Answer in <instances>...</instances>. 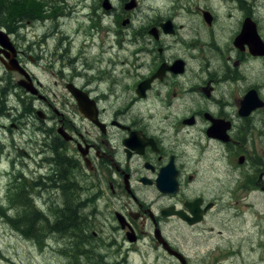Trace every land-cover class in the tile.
Listing matches in <instances>:
<instances>
[{"label": "flooded vegetation", "instance_id": "af4514ba", "mask_svg": "<svg viewBox=\"0 0 264 264\" xmlns=\"http://www.w3.org/2000/svg\"><path fill=\"white\" fill-rule=\"evenodd\" d=\"M79 1L83 3V8L88 0ZM88 3L92 13L97 14L98 9L102 13L94 23L91 13H82L72 3V16L68 18H74L79 26L78 30L76 25L72 27L74 36L85 34L84 18L94 23L92 30L105 25L108 33L111 29L106 27L109 24L106 19L111 18L114 24H119V27H115L113 43L116 53L110 57L112 64L105 71L104 81L97 79L94 86L88 85V81L83 84L75 81L78 75L71 74L70 57L68 79L64 80V65L59 69L61 74L56 73L60 81H54V84L59 83L71 96V119L64 112L54 109L56 115L60 116L55 120L43 109L29 106L33 109V112L26 111L33 115L29 121L31 130L43 132V147L38 144L39 148L36 149L40 160L36 162L39 175L61 189L60 183H55L59 179V164L55 159L60 156L59 148L71 143V157L64 154V160L71 163L73 173L79 172L88 182L85 188L88 197L81 202L86 201L84 208L89 206L91 211L82 217V222L93 221L91 217L95 218L96 214H102L104 220L109 222V229L118 241V245L115 244L116 263L133 264L131 255H139L140 246H145L147 240L148 249L158 250L173 259V264L182 262L171 252L172 249L185 258L186 264H191L188 256L171 238H175L177 225L193 231V236H198V230H214L218 224L220 195H223L220 192L219 164L222 160L226 173L224 185L231 191L235 188L236 145L240 141L239 130L243 128L240 127L241 123L247 122L261 109L241 115V101L245 93L254 87L236 92V80L240 75L237 77L235 67L243 63L242 55L252 54L246 42L242 47L235 46L233 42L245 18L251 17L244 15L238 31L232 36L231 42L238 49V57L229 67L227 62L223 64L217 58L220 45L215 41L216 19L215 13L209 9L193 11L200 14L206 25L204 29L197 23L176 21L181 12L175 11V16L133 22L132 16L140 8L141 0L133 1L130 8H127L126 1L89 0ZM175 4L174 10L181 8L180 4ZM149 9H153L152 6L146 8ZM149 12H146L147 16L151 15ZM153 14L160 15L161 9ZM0 29L10 38L6 30ZM94 34H90L89 42L86 43L85 39L79 44V50L91 46ZM52 35V30L43 31L39 43L47 41ZM74 36L71 34V43ZM101 40L105 42L104 38ZM11 42L15 48V58L27 77L18 71L5 69L3 61L9 51L1 46L0 66L5 71L20 74L15 84L24 90L26 96L47 101L48 98L41 93V81L30 72L28 61L22 57L26 49L23 51ZM57 50H52L50 54H56ZM25 57L30 62L41 59L39 55L34 57L28 53H25ZM83 57L78 54L75 59ZM229 59L228 55L226 60ZM118 63L122 65L119 68ZM219 64L224 68L220 69ZM47 70L55 74L53 69ZM24 85L35 89V92L28 91ZM46 105L53 108L49 99ZM14 115L17 127L22 124L28 126L27 121H23V113ZM34 118L38 120L37 123L33 122ZM49 120H52L51 125L48 124ZM60 131L71 138H65ZM47 138L51 140L47 141ZM48 150L52 152L51 155L44 153ZM25 155L32 158L28 153ZM244 158L245 155L241 153L238 162L244 164ZM45 162L54 164L56 169L41 171ZM252 185L254 189L263 191L264 171L260 172ZM37 188L42 187L37 185ZM29 191L28 188V196ZM20 193L21 199L24 198V203H27L23 190ZM101 206L104 211L99 210ZM72 209L71 206V215ZM99 226L105 224L100 223ZM164 245L169 246L170 250ZM159 256L157 254V258ZM139 264L151 263L145 261Z\"/></svg>", "mask_w": 264, "mask_h": 264}, {"label": "rangeland", "instance_id": "374dc122", "mask_svg": "<svg viewBox=\"0 0 264 264\" xmlns=\"http://www.w3.org/2000/svg\"><path fill=\"white\" fill-rule=\"evenodd\" d=\"M7 1V7H3L0 11V27L10 34L16 47H21L23 51L26 49L25 53L34 57L37 55L41 57L30 62L26 59L25 53L22 55L28 61L27 67L30 72L41 81V93L49 99L53 108L47 107L48 99L45 101L26 96L24 90L15 84L21 77L20 74L5 71L0 66V264H120L116 263L117 237L111 233L109 222L104 220V216L96 214L95 218L91 217L93 221L86 224L82 222V217L90 214L91 211L89 206L84 208L86 201L81 202L88 197L85 189L88 182L79 172L73 173L71 163L64 160V154L71 157V143L59 148L60 156L55 159L59 164V179L55 183L58 185L60 183L61 189L39 175L40 170L36 162L40 160L36 149L39 148L38 144L43 145V132L31 130L29 121L32 120L33 115L26 112L27 110L33 112V109L29 108L33 105L34 109H43L55 120L60 116L56 115L54 109L64 112L66 117L71 119V96L59 83L54 84V81H60L56 73H60L59 69L64 65L66 75L63 77L64 80L68 79L67 67L70 57L71 74L78 75L75 78L77 83L83 84L88 81V85L94 86L97 79L104 81L105 71L109 70L112 64L109 62L110 57L116 53L113 43L115 27H119V24H114L111 18H107L109 24L106 27L111 29L108 33L105 31V25H101V29L95 27L97 30H92L91 27H94L92 25L98 21L102 11L98 9L97 14L92 13L88 7L89 0L83 8V3L79 0ZM111 1L112 3L135 2V0ZM227 1L228 4L223 0L222 2L141 0L139 11L136 10L132 21L175 16L173 15L175 11L181 12L175 18L176 21L197 23L206 29L200 14H194L193 11L200 12L199 8L209 9L213 14L215 13L216 19L215 41L220 45L217 48V58L223 64L227 62V66L230 67L238 57V49L231 42L232 36L238 31V25L244 19V15H249L257 24L258 31L264 39V0H241V3L239 0ZM2 3L3 0H0V5ZM72 3L73 7L81 9L82 13H91L94 18V23H90L86 18L83 19L85 34L80 36L73 34L72 27L76 25V30L79 28L75 19L68 18L72 16ZM175 3L180 4L181 8L174 10ZM148 6L153 8L149 9L152 10L151 13L146 10ZM159 9L161 16H154L153 13ZM146 12L151 15L147 16ZM46 27H51L47 29L52 30L53 35L41 44L39 43L41 34L47 30ZM92 32L95 33L94 42L87 49L84 50L83 47L79 50V44L83 43V40L86 39V43L90 41ZM71 34L74 36L72 43ZM102 38L105 42H102ZM212 39L211 37L210 40ZM111 47H113L112 51ZM56 49H58L56 54H50ZM99 50L101 53L98 52ZM78 54L84 57L76 60L75 56ZM228 55L230 59L226 60ZM241 57L243 63L235 67L237 77L240 75L241 78L240 81L239 78L236 80V92L251 86L258 90L259 96L264 101V56L258 58L246 53ZM219 65L220 69L224 68V65ZM119 66L122 65L118 63V68ZM125 67L124 63L123 68ZM48 68L53 69L55 74L49 72ZM21 113H23V121H27L28 126L25 124L16 126L18 123L14 114ZM33 122L37 123L38 120L34 118ZM48 124L51 125L52 120H49ZM240 127L243 128L239 130L240 141L236 145L235 188L231 191L224 185L226 173L222 160L219 164L220 192L223 195H220L218 224L211 232L198 230V236H193V231L177 225L175 238H171L173 243L188 256L191 264H264V192L259 188L254 189L252 185L260 172L264 171V107H261L247 122H242ZM50 140L51 138H47V141ZM27 153L32 155V158H28L25 155ZM44 153L52 154L50 150ZM241 153L245 155L244 164L238 162ZM44 164L45 167L41 171L45 172L44 169L47 168L56 169L52 163ZM79 184L83 186L79 187ZM37 185H41L42 188H37ZM21 190L25 194L27 203H24V198L17 199ZM71 206L74 209H72L74 216L71 215ZM99 210L104 211L103 206ZM105 215L109 216L108 213ZM21 216L33 217L37 220L36 233L26 232L25 225L12 224V219ZM61 218L76 223L67 225L65 232L59 231L54 225ZM100 223L105 226H99ZM147 243L145 240V246H140L139 255L137 253L131 255L133 264L145 261L151 264L171 262L173 264V259L167 258L158 250L148 249ZM157 254H160L158 258Z\"/></svg>", "mask_w": 264, "mask_h": 264}, {"label": "water", "instance_id": "95a60500", "mask_svg": "<svg viewBox=\"0 0 264 264\" xmlns=\"http://www.w3.org/2000/svg\"><path fill=\"white\" fill-rule=\"evenodd\" d=\"M127 8L132 7L133 3L127 4ZM205 18L208 20V16L205 15ZM244 42H246L249 46L250 52L252 55L255 56H262L264 55V42L261 39L258 31H257V25L251 18H245L242 24V29L239 32V34L234 39V45L237 47H242ZM0 46L4 47L9 51V55L6 56V60L3 61V65L5 69L10 71H18L23 76L27 77V73L25 70L19 65L15 58V48L7 35L6 32H4L2 29H0ZM25 86V85H24ZM25 88L30 92H35V89L31 88L30 86H25ZM71 91V90H70ZM264 106V101L258 96L257 90L255 88L249 89L242 101L239 108V112L241 115H248L252 110H255L257 108H260ZM61 132V131H60ZM65 138H71L70 136H67L65 133L61 132ZM264 191V186L262 188ZM166 249L170 250L169 246L167 247L164 245ZM182 262V264H186L185 258L177 251H172Z\"/></svg>", "mask_w": 264, "mask_h": 264}, {"label": "trees", "instance_id": "16d2710c", "mask_svg": "<svg viewBox=\"0 0 264 264\" xmlns=\"http://www.w3.org/2000/svg\"><path fill=\"white\" fill-rule=\"evenodd\" d=\"M7 0H3V3L0 5V11L3 9V7H7ZM17 199H20L21 200V193L17 195ZM12 224L15 225V226H20V225H25L26 226V229L28 233L30 232H37V227H36V221L37 220H34L33 217H30V218H27V217H19V218H15V219H12ZM71 223V224H70ZM76 223V221L74 223L69 222L68 220H65V219H60L59 221H57L55 223V228L59 231H62V232H65L66 228H67V225H74ZM24 231V229H23ZM36 235V234H35Z\"/></svg>", "mask_w": 264, "mask_h": 264}]
</instances>
